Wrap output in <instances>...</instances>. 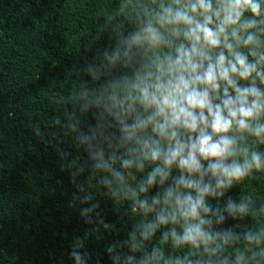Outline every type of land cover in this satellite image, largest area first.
<instances>
[{
  "label": "clouds",
  "instance_id": "1",
  "mask_svg": "<svg viewBox=\"0 0 264 264\" xmlns=\"http://www.w3.org/2000/svg\"><path fill=\"white\" fill-rule=\"evenodd\" d=\"M152 4L122 41L123 49L104 53L115 65L132 60L135 49L146 62L132 75L102 85L99 99L89 101L113 117L118 135L101 133L107 153L91 144L96 130L82 140L93 152L95 173L105 174L99 183L106 194L130 202L131 212L143 217L129 233L131 254L123 264H214L211 257L240 240L231 229L215 230L214 223L222 225L224 213L233 219L248 214L251 197L240 203L229 197L223 209L210 201L224 199L235 185L264 171V150L257 147L264 145V0ZM75 179L73 173L74 184ZM77 187L84 192V185ZM90 200L85 192L83 201ZM96 207L82 208L81 216L89 218ZM158 231L159 243H152ZM262 237L264 232L244 234L248 244H260ZM164 245L188 251L166 256ZM80 248L76 238V264H84ZM201 250L210 257L206 262L193 259ZM112 258L120 264L118 253ZM220 264H230L229 258ZM234 264H246L239 249Z\"/></svg>",
  "mask_w": 264,
  "mask_h": 264
},
{
  "label": "trees",
  "instance_id": "2",
  "mask_svg": "<svg viewBox=\"0 0 264 264\" xmlns=\"http://www.w3.org/2000/svg\"><path fill=\"white\" fill-rule=\"evenodd\" d=\"M145 6L155 7L152 0H0V264H76V238L83 242L77 250L84 264H117V253L123 264L131 254L126 242L143 217L131 212L130 202L106 194L99 183L105 174L95 173L82 137L96 130L91 144L107 153L101 133L118 135L113 117L89 101L99 99L102 85L146 62L135 49L132 60L115 65L104 57L118 45L123 49L122 41L145 19ZM85 192L92 200L83 201ZM229 197L236 203L251 197L250 211L236 219L224 213V223H214L215 230L231 229L240 240L211 259L220 264L226 256L234 264L239 249L246 264H264V237L260 244L244 240L246 232H264V171L210 203L223 209ZM93 204L94 213L82 217L81 209ZM159 237L160 231L152 243ZM163 247L166 256L188 251ZM201 253L193 259L206 262L209 255Z\"/></svg>",
  "mask_w": 264,
  "mask_h": 264
}]
</instances>
